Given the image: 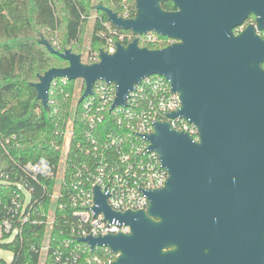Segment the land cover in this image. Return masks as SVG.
Masks as SVG:
<instances>
[{"label":"water","instance_id":"1","mask_svg":"<svg viewBox=\"0 0 264 264\" xmlns=\"http://www.w3.org/2000/svg\"><path fill=\"white\" fill-rule=\"evenodd\" d=\"M135 16L123 18L102 3L112 26L137 37L154 32L175 42L161 49L141 47L139 38L100 49L88 64L71 49L60 52L44 36L50 54L68 63L39 75L37 99L51 111L53 81L82 80L81 103L99 81L117 88L112 109L126 106L135 86L163 76L179 96L182 117L199 131V141L155 123L147 136L168 172L164 187L148 191L146 210L117 212L108 195L94 189L95 212L126 223L130 234L79 238L94 250L118 255L111 264H264V0L254 2L257 26L236 35L247 15L241 0H134ZM171 1L177 11H167Z\"/></svg>","mask_w":264,"mask_h":264},{"label":"built area","instance_id":"2","mask_svg":"<svg viewBox=\"0 0 264 264\" xmlns=\"http://www.w3.org/2000/svg\"><path fill=\"white\" fill-rule=\"evenodd\" d=\"M135 2V1H134ZM123 18H132L129 0H122ZM136 4V3H135ZM100 35L105 38L106 52L113 54L117 44L160 46L175 41L154 32L136 36L131 31L104 24ZM264 38V31L259 32ZM54 40V39H52ZM55 41V40H54ZM142 47V46H141ZM88 64L100 61L99 51L87 50L82 56ZM53 81L50 93L57 81ZM117 88L99 81L93 95L81 102L77 113L56 131L59 143L52 147L59 153L56 163L47 158L21 161L17 136L4 138L0 132V149L8 161L0 159V247L24 245L27 227L45 228L40 244L28 245V261L37 256V264H111L117 256L108 247L94 250L79 238L111 234H130L131 228L118 220L108 222L104 213L94 210V189L108 195L109 206L117 212L146 210L150 205L148 191L165 186L168 172L157 153L150 150L147 136L158 121H167L179 132L199 141L198 128L188 120L168 115L181 109L179 96L173 94L170 82L163 76H151L135 86L126 106L112 109ZM77 121L84 126L79 134ZM5 189L9 194L2 195ZM59 231L57 235L53 231ZM9 251V250H8ZM18 264L20 254L10 250Z\"/></svg>","mask_w":264,"mask_h":264},{"label":"trees","instance_id":"3","mask_svg":"<svg viewBox=\"0 0 264 264\" xmlns=\"http://www.w3.org/2000/svg\"><path fill=\"white\" fill-rule=\"evenodd\" d=\"M93 0H0V132L4 138L17 136L21 140L20 150L14 154L21 161L50 159L56 163L59 153L52 147L59 143L55 135L59 126L79 111V99L85 90L84 84L77 87L74 81H57L50 93L51 111L47 112L37 99L34 83L38 76L52 68H65L68 63L52 55L39 43L45 31L53 35L59 32L60 52L71 49L81 54L83 35L88 20L95 15V28L91 39V51L106 49L104 32L107 15L94 10ZM132 3L131 17L135 16L136 4ZM105 7L123 15L122 0H100ZM166 9L170 6L164 5ZM150 49L160 46L141 44ZM264 67V64H263ZM79 134L84 126L77 121ZM0 159L8 161L0 149ZM8 190V189H7ZM7 190H2L5 196ZM59 231L54 230L57 235ZM46 233L45 228L27 227L24 245L1 246L20 254L18 264H26L29 257L28 245L40 244ZM37 264V256L30 260Z\"/></svg>","mask_w":264,"mask_h":264},{"label":"rangeland","instance_id":"4","mask_svg":"<svg viewBox=\"0 0 264 264\" xmlns=\"http://www.w3.org/2000/svg\"><path fill=\"white\" fill-rule=\"evenodd\" d=\"M100 2V0H93L92 3L97 5ZM131 3V2H130ZM95 15H92L91 18L88 20V24L86 26V29L84 31V35H83V42H82V47H81V51L83 52V56H85L87 50L91 47V39H92V35L94 32V28H95ZM45 35L44 36L47 40H49L51 42V44L54 46V48L58 51H60L61 49V41H60V36H59V32H57L56 34H52L49 31H45ZM54 39V40H52ZM74 83L76 84L77 87H80L83 84L82 80H76L74 81ZM13 260V254L0 247V264H9L11 263Z\"/></svg>","mask_w":264,"mask_h":264},{"label":"flooded vegetation","instance_id":"5","mask_svg":"<svg viewBox=\"0 0 264 264\" xmlns=\"http://www.w3.org/2000/svg\"><path fill=\"white\" fill-rule=\"evenodd\" d=\"M170 4L172 5L171 9H166L164 7V5L170 6ZM238 5L240 6V10L242 13L244 11H247V15L243 19L242 24L233 29L236 35L246 30L249 26H255V27L257 26V14L254 11V2H252V9H250L247 0L239 1ZM163 7L167 11H172V12L177 11V8L174 6V4L171 1L164 2Z\"/></svg>","mask_w":264,"mask_h":264}]
</instances>
